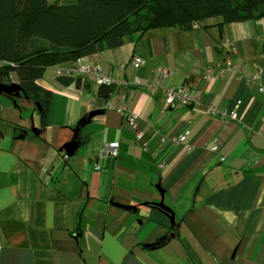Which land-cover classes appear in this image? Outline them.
<instances>
[{
    "label": "crops",
    "instance_id": "1",
    "mask_svg": "<svg viewBox=\"0 0 264 264\" xmlns=\"http://www.w3.org/2000/svg\"><path fill=\"white\" fill-rule=\"evenodd\" d=\"M81 61L140 86L103 99L50 68L42 126L16 74L0 83V264H264V18L154 29ZM182 85L197 102L166 108L161 88Z\"/></svg>",
    "mask_w": 264,
    "mask_h": 264
},
{
    "label": "trees",
    "instance_id": "2",
    "mask_svg": "<svg viewBox=\"0 0 264 264\" xmlns=\"http://www.w3.org/2000/svg\"><path fill=\"white\" fill-rule=\"evenodd\" d=\"M220 26L264 18V0H0V83L14 72L41 109L46 125L51 93L38 85L58 65L113 50L154 29L188 31L210 18ZM79 87L81 78L56 76ZM115 86H99L106 99Z\"/></svg>",
    "mask_w": 264,
    "mask_h": 264
},
{
    "label": "built area",
    "instance_id": "3",
    "mask_svg": "<svg viewBox=\"0 0 264 264\" xmlns=\"http://www.w3.org/2000/svg\"><path fill=\"white\" fill-rule=\"evenodd\" d=\"M142 63L143 61L139 57H134L131 60V64L135 66L141 65ZM232 68H233L232 63L228 60L225 62L224 66L219 67V72L222 73ZM212 71L213 70L211 68L205 69L202 79L208 80L210 78ZM54 72L56 76H67L72 78H76V77L83 78L86 76H91L94 78V81L98 86L114 85L124 88H136L140 86L139 80L136 78L130 81L115 82L108 76L103 75L101 73V69L99 66L97 65L92 66L82 62L81 60H78L75 63H69L61 67H58L54 70ZM152 74L154 76H157L158 78L165 79L170 75H172L173 72L167 69L157 68L152 71ZM259 75L260 72L258 75L254 76L251 79V82L248 81L247 82L252 83L254 80L258 79ZM259 91L261 93H264V87H260ZM161 93L166 108H173L179 105L191 106L197 102V98L195 97V95L192 93V91L189 89L187 85H182L179 87L161 88ZM105 108L109 110H114L116 113H118L127 122L129 127L134 131L137 142H139L141 146L145 147V143L143 141V134L138 130V125L135 120V117L129 112V108L127 107L126 104L122 103L114 107L109 103H106ZM208 110L210 113L212 112L211 108H209ZM172 140L175 142H183L185 138L184 136H179L177 138H173ZM106 149H107L106 154H108L111 157L116 156L117 154L116 143L109 144ZM210 150L215 152L217 151V148L212 147ZM221 160H223V158ZM1 252H2V246L0 245V256H1Z\"/></svg>",
    "mask_w": 264,
    "mask_h": 264
},
{
    "label": "rangeland",
    "instance_id": "4",
    "mask_svg": "<svg viewBox=\"0 0 264 264\" xmlns=\"http://www.w3.org/2000/svg\"><path fill=\"white\" fill-rule=\"evenodd\" d=\"M50 3H54L56 0H48ZM58 1V0H57Z\"/></svg>",
    "mask_w": 264,
    "mask_h": 264
}]
</instances>
